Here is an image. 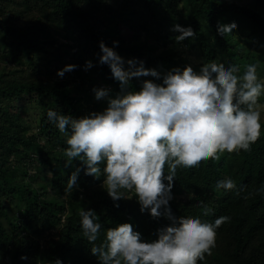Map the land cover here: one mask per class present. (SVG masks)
<instances>
[{"label": "clouds", "instance_id": "obj_1", "mask_svg": "<svg viewBox=\"0 0 264 264\" xmlns=\"http://www.w3.org/2000/svg\"><path fill=\"white\" fill-rule=\"evenodd\" d=\"M216 28L224 38L236 32L237 24L220 21ZM171 30L179 33L174 37L177 44L197 35L191 25L175 23ZM99 49L98 63L108 65L119 92L112 96L108 87H93L95 99L107 102L101 111L79 117L53 108L46 113L66 137L64 167L79 160L85 175L99 179L103 173L101 186L114 207H119V200L131 198L126 193L134 192L141 213L147 211L154 219L165 217L170 223L157 229L155 239H145L130 222L119 223L107 228L104 240L96 244L103 225L94 209L81 207L83 237L93 244L90 252L99 264H198L206 254L212 255L217 229L231 217L221 215L209 223L200 216H178L170 203L175 198L177 171L219 160L224 152L251 150L264 128L259 99L264 96V77L258 75L257 63L244 65L243 73L235 63H206L199 73L190 64L161 72L145 67L142 59L121 57L103 40ZM93 66L88 59L82 67L88 71ZM77 67L66 64L57 76L62 78ZM133 78L139 81L138 90L132 88ZM81 170L76 166L68 175L65 192L79 189ZM216 188L243 191L231 177L217 180ZM257 192L264 193V185ZM210 212L205 205L203 215ZM50 264L64 261L56 258Z\"/></svg>", "mask_w": 264, "mask_h": 264}, {"label": "trees", "instance_id": "obj_2", "mask_svg": "<svg viewBox=\"0 0 264 264\" xmlns=\"http://www.w3.org/2000/svg\"><path fill=\"white\" fill-rule=\"evenodd\" d=\"M135 1L151 12L154 21L172 16L173 19L168 20L171 24L175 20L174 15L179 6L185 4L189 9L185 25H191L197 33L194 40H186L198 46L203 66L206 63H216L220 50L229 49L228 36L221 38L216 28L218 22L225 21L228 14L241 17L251 23L258 31V35L264 39V15L250 7L225 0ZM39 4L47 8L44 9V13L59 18L69 31L76 34L78 50L73 64L79 67L73 70L74 78L56 77L53 82L27 81L18 78L9 81L5 87L0 85V255L6 258L8 264H40V262L50 264V261L56 258H61L64 264H99L97 258L90 252L93 244L82 234L78 215L81 207L94 209L103 225L98 240L94 242L96 244L104 240V232L107 228L119 223L130 222L134 230L141 232L145 239H155L157 229L169 224L170 221L165 217L154 219L147 211L141 213L134 192L126 193V198H131L119 200V207H114V202L108 196L106 188L103 197L90 201L81 198L78 191L67 193V201L74 206L76 212L62 218L58 211L59 205L53 207L56 200H42L30 185L18 179L16 175L18 169L12 168L8 160H5V153L11 158L22 152L20 146L13 143H23L30 148L32 154L40 153L44 157V165L61 179L56 181L59 192L65 193L68 175L76 166H81L78 183L84 187L90 185L101 187L104 175L102 173L99 179L85 175L79 160H74L68 168L64 167V163L55 165L53 159H58V155L40 148L34 137L28 135L27 125L23 128L15 116H9L7 107L14 101L26 97L34 103H39L43 108L39 130L48 138L54 139L55 152H63L67 147L66 137L47 120L48 109L61 110L62 114H71L74 117L103 110L106 102L95 107V110L93 106L84 105L83 100L86 96L78 88L80 81L83 83L91 81L93 73L101 76L105 83L103 87L110 88L112 96L119 92L118 82L112 79L108 65L98 63L99 41L103 40L106 45L115 47L118 54L136 53L138 46L122 39L118 26L122 14L106 0H39ZM10 20V18L0 20L2 33L0 38L8 48L12 61L20 62L25 57L34 58L33 54L36 50L43 49L39 40L43 37L39 24L36 23L32 29H22ZM113 41H118V44L114 46ZM138 56L145 61L147 67H155L163 72L162 67L152 59L146 60L141 54ZM88 59L93 61L94 66L84 71L82 66ZM81 75L82 80L79 78ZM131 85L133 90H138L140 87L136 78H133ZM165 171H168L167 165ZM31 173L36 172L34 170ZM226 177H231L238 188L243 186V191L217 189L216 181ZM262 185H264V131L248 152L243 150L240 154L224 152L219 160L209 159L199 168L178 169L173 189L175 198L170 202L178 216L181 218L200 216L203 221L209 223L221 215L231 217L230 222L222 224L217 229L216 247L212 250L213 259H209L206 254L204 261H198V264H215L219 240L225 235L226 239L231 238L228 245L232 249L223 255L225 264H264V193L257 192ZM8 193L19 194L26 206V211L22 213L24 222L14 223L15 233H10L1 219V216L6 215V205L1 200V194ZM205 205L212 209L207 216L203 215ZM35 222H42L45 228L60 225L58 236L48 239L46 245L41 247L37 238L18 233L21 227L28 228ZM21 255H26L28 259L21 260Z\"/></svg>", "mask_w": 264, "mask_h": 264}, {"label": "rangeland", "instance_id": "obj_3", "mask_svg": "<svg viewBox=\"0 0 264 264\" xmlns=\"http://www.w3.org/2000/svg\"><path fill=\"white\" fill-rule=\"evenodd\" d=\"M106 1L122 14V19L118 22L122 39H125L127 43L138 46L136 53L121 52L119 53L121 57L125 59L132 57L141 59L138 56L141 54L146 60L152 59L159 67H162L163 72L173 66L182 68L185 64H190L194 71L199 73L204 67L196 44L189 43L187 40L177 44L174 40V37L179 33L171 30L172 25L179 23L182 26H186L189 9L185 4L179 6L177 13L174 15L175 20L171 24L168 23V20L173 19L172 16L154 21L151 12L135 0ZM225 1L250 7L264 15V0ZM44 9L47 8H43L39 4V0H0V20L10 18V22L22 29H32L37 23L43 35L42 38H39L43 49L36 50L35 54H33L34 58L25 57L20 62L12 61L8 48L2 43L0 38V85L2 87H5L9 81L18 78L27 81L46 80L53 82L56 77H59L57 76L58 69L66 64H73L76 60V52L78 50L76 34L69 31L66 24L59 18H55L49 13H44ZM224 22L229 24L235 22L237 29L236 32L228 36L229 49L220 50L216 63H224L225 65L230 63L238 64L241 67V73L244 71V65L257 63L258 75L264 77V39L258 35V31L251 23L241 17L228 14ZM254 55H259V57H254ZM145 67L147 66L145 65ZM64 76L74 78L73 71L66 72ZM79 78L82 80V75ZM104 84L101 76L93 73L91 74V81L85 83L80 81L78 88L86 96L83 104L93 106V110H95V107H99L103 102L105 103L106 100H96L92 91L94 86L103 87ZM259 99L262 105L261 118L264 120V96ZM42 109L39 103H34L26 97L14 101L7 107V112L9 116H15L17 121L23 125V128L27 125L28 135L34 137L40 148L58 155V159H53L55 165L64 163L66 157L63 152H55L53 149L54 139L52 137L48 138L46 134L39 130L40 119L43 115ZM262 131H264V128H262ZM13 144L20 146L22 152L18 156L11 158L8 153H5L4 157L12 168L18 169L16 173L19 177L18 179L22 183L30 185L31 189L42 200H56L53 207L55 208L56 205H59L58 211L62 218L73 215L76 209L67 201V193L69 192H59L56 181L61 179L56 177L55 172L50 170L48 166L44 165V157L40 153L32 154L30 148L23 143ZM34 170L36 173L32 174L31 171ZM49 172L52 175H49ZM104 190L102 186L90 185L84 187L79 185V189L74 191H78L81 198L90 201L103 197L105 195ZM1 200L6 205L7 215L1 216V219L7 225L10 233H15L14 223L24 222L22 213L26 211V206L17 193L1 194ZM59 227L60 225L57 224L50 228H45L42 222H35L28 228L27 226L21 227L18 233L29 234L37 238L41 247H43L48 239L58 236ZM230 239H226L225 235L219 240V250L216 251L217 261L215 264H225L222 258H224L223 255H225L226 251L232 250L228 245ZM209 259L212 260L213 255L209 256ZM0 264H8L6 258L3 257V260H0Z\"/></svg>", "mask_w": 264, "mask_h": 264}]
</instances>
